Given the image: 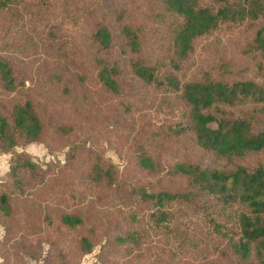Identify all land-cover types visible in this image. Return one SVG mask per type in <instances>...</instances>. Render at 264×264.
<instances>
[{
    "label": "trees",
    "instance_id": "trees-1",
    "mask_svg": "<svg viewBox=\"0 0 264 264\" xmlns=\"http://www.w3.org/2000/svg\"><path fill=\"white\" fill-rule=\"evenodd\" d=\"M26 1L0 0V12L18 11ZM53 1L35 0V5L43 14ZM84 1L62 0L67 3L66 11L75 17L70 22L77 32V43L59 42L54 58L76 64L84 54L90 55L94 75L119 100L128 92H124L123 82L126 71L142 86L175 95L181 109L166 111L172 116L165 126L166 135L190 136L195 145L224 163L221 167L202 166L188 160L172 163L165 173L182 181L172 189L139 181L128 185L102 152L73 141L67 152V168L83 167L89 182L109 187L129 202L138 198L158 207L179 202L202 212L213 232L230 242V250L237 259L245 261L253 256L255 264H264V73H261L264 71V0H146L142 18V4L135 8L129 0L94 6L91 10L84 7ZM152 4L158 7L152 10ZM237 26H246L253 32L251 52L260 56L256 67L259 75L216 79L204 74L197 79L186 78L190 69L188 60L196 52L198 41L213 32L230 31ZM157 29L158 33L168 32V42L166 55L153 61L148 51V32ZM53 32L50 28L46 39L53 40ZM24 75L25 69L20 64L0 54V153L11 152L20 142L42 141L51 125L62 135L73 132L70 125L52 124L55 119L39 110L24 84ZM49 76L52 81H62L58 73ZM123 109L130 112V104H123ZM149 148L150 144L140 145L135 160L136 167L147 174L160 171ZM52 169L48 165L42 170L29 155L13 153L10 168L0 180V216L6 218L9 238L17 237L15 231L22 225L14 215L13 190L47 184ZM50 185L49 193L56 195L57 182ZM70 197L74 198L73 193ZM218 204L233 209V213L215 215L212 210ZM174 217L163 209L149 214L152 229L160 228ZM41 220L49 234H59L63 229L83 232L75 244L77 256L93 249L94 236L89 234L95 233V226L80 212L61 211L44 215ZM145 235V230L132 228L113 235V241L134 250L140 247ZM44 241L48 244V257L43 264H68L73 259L50 236Z\"/></svg>",
    "mask_w": 264,
    "mask_h": 264
},
{
    "label": "rangeland",
    "instance_id": "rangeland-1",
    "mask_svg": "<svg viewBox=\"0 0 264 264\" xmlns=\"http://www.w3.org/2000/svg\"><path fill=\"white\" fill-rule=\"evenodd\" d=\"M129 1L135 8L142 4V18L146 0ZM117 2L85 0L84 7L91 10L94 6ZM66 4L54 0L41 14L35 0H27L18 11L0 12V54L12 58L25 69L24 84L39 110L55 119L52 124L61 122L73 127L72 133L62 135L51 125L42 141L20 142L11 152L0 153V180L10 168L13 153L29 155L42 170L53 166L47 184H34L23 191L13 190L14 215L22 225L15 231L17 237L9 238L6 218L0 216V264H43L48 257L46 236L55 240L58 248H65L73 255L68 264H255L253 256L245 261L237 259L230 250V242L213 232L202 212L179 202L159 207L140 202L138 198L129 202L115 190L89 182L83 167L67 168V152L73 141L102 152L115 164L119 178L128 185L139 181L156 188L172 189L182 182L165 173V168L172 163L188 160L202 166L221 167L224 161L203 151L190 136L169 138L166 135L165 126L172 118L166 111L181 109L175 95L142 86L126 71L123 82L124 92H128L119 100L117 95L105 90L94 75L90 55L84 54L76 64L54 58L59 42L77 43V32L70 22L75 17L66 11ZM157 7V4L151 5L152 10ZM79 20L84 22L83 18ZM50 28L54 30L53 40L45 37ZM252 36L251 29L237 26L202 37L196 52L189 57L186 78L197 79L204 74L216 79L259 75L256 67L260 56L251 52ZM167 42L168 32L158 33V29L148 32V51L153 61L166 55ZM52 73L60 74L62 81L49 79ZM125 103L130 104V112L124 111ZM142 144H150L148 150L159 172L147 174L136 167V154ZM52 182L58 184L56 195L48 191ZM72 193L74 198L70 197ZM214 206L215 215L216 212L219 216L233 213V209L219 204ZM157 209L175 217L160 228L152 229L149 214ZM61 211L80 212L95 226V233L89 234L95 241L91 252L77 256L75 244L83 234L80 230L63 229L59 234H49L41 218ZM132 228L145 230L138 249L130 250L114 243L113 235Z\"/></svg>",
    "mask_w": 264,
    "mask_h": 264
},
{
    "label": "crops",
    "instance_id": "crops-1",
    "mask_svg": "<svg viewBox=\"0 0 264 264\" xmlns=\"http://www.w3.org/2000/svg\"><path fill=\"white\" fill-rule=\"evenodd\" d=\"M0 237H1V231H0Z\"/></svg>",
    "mask_w": 264,
    "mask_h": 264
}]
</instances>
